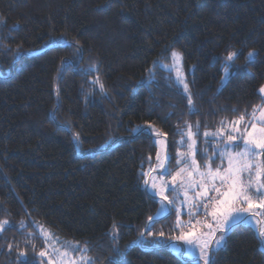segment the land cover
Instances as JSON below:
<instances>
[{
  "label": "trees",
  "instance_id": "trees-1",
  "mask_svg": "<svg viewBox=\"0 0 264 264\" xmlns=\"http://www.w3.org/2000/svg\"><path fill=\"white\" fill-rule=\"evenodd\" d=\"M173 51L182 54L196 111L161 66ZM230 51L239 57L229 76ZM97 77L103 93L91 83ZM262 86L264 0H0V220L14 225L0 239V264H22L20 251L37 264L44 240L26 245L37 225L87 245L94 264H202L170 251L174 214L158 219L155 236L145 230L159 200L142 171L154 165L157 146L132 129L167 133L175 156L185 122L215 131L264 105ZM196 139L200 157L206 145ZM141 232L161 243L141 242ZM212 259L264 264V245L243 226Z\"/></svg>",
  "mask_w": 264,
  "mask_h": 264
},
{
  "label": "snow or ice",
  "instance_id": "snow-or-ice-1",
  "mask_svg": "<svg viewBox=\"0 0 264 264\" xmlns=\"http://www.w3.org/2000/svg\"><path fill=\"white\" fill-rule=\"evenodd\" d=\"M15 54H20L19 47ZM256 55L254 50L250 51L248 61H254ZM238 57L237 51H230L226 56L224 71L227 75L230 76L229 68ZM166 59L171 62L161 61V66L168 69L170 75L175 73L174 83L181 85L187 94L189 111H196L188 83L181 70L182 54L173 51ZM156 63L157 61L153 62L154 65ZM91 71L98 72L99 69L92 66ZM149 71L151 75L155 72V67ZM91 83L93 87L99 85L101 93L105 91L99 77ZM259 93L264 94V86L259 89ZM261 99L264 100V95ZM195 129L194 131L192 124L185 122L184 129L178 132L181 139L174 146L182 145L187 151H178L175 156L167 152L166 140L158 139L166 137L167 133L155 130L152 125L137 126L132 131L138 135H148L154 144L162 146L161 151L156 153V165L150 167L147 173L142 171V175L148 177L157 169L162 170L158 173L159 181L153 176L151 181L145 179L144 183L146 190H152L153 196L160 197L158 202L161 206L157 210V217L167 218L172 214L177 217L173 230H178L179 235L168 237L167 241L184 257L195 255L203 264H216L212 257L226 245L229 233L235 229L255 225L261 241L264 242V105L254 107L251 113L245 111L238 119L222 120L215 131L201 133L199 122ZM198 136L202 137V143L206 145L199 150L203 165L196 158ZM74 139L79 141L80 134L75 133ZM207 145L212 146L211 154ZM161 152L164 153L163 156ZM148 159L151 161V157ZM172 159L176 160L178 167L174 173L170 167ZM164 176H170V181L164 180ZM166 192H171L174 198L170 199ZM185 207L190 218L187 223L180 219L181 209ZM256 209L260 211H255ZM197 213L202 214L204 219H199ZM148 220L152 222V226L146 224L145 230L149 236H155L152 227L159 220L152 216H149ZM13 226L7 219L0 220V239H3L4 233ZM28 226L30 225L23 221L19 225L25 230ZM117 235L118 226L113 224L114 242ZM158 236L165 237V233L160 231ZM36 238L44 240V248L37 255V264H94V259L87 255L90 251L87 245L60 240L40 225H37V233L27 234L26 245ZM140 238L143 243H161L159 239L150 242L144 240V232L140 233ZM174 241H183V244H175ZM31 247L35 252V244H31ZM7 248L11 251L13 244L8 243ZM19 257L22 258V264H28L26 251H20Z\"/></svg>",
  "mask_w": 264,
  "mask_h": 264
},
{
  "label": "rangeland",
  "instance_id": "rangeland-1",
  "mask_svg": "<svg viewBox=\"0 0 264 264\" xmlns=\"http://www.w3.org/2000/svg\"><path fill=\"white\" fill-rule=\"evenodd\" d=\"M176 52H177V51H176ZM170 62H171V61L169 60L167 63H170ZM181 64H182V62H181ZM164 69H166V68H164ZM166 70H168V69H166ZM181 70H182V72L184 73V76H185V78H186V75H185V72H184V69H183V65H182ZM168 71H169V70H168ZM172 74L175 76V73H174V72H172ZM224 80H226V76H225ZM178 85H179V84H178ZM179 86H180V88H181V90H182L181 85H179ZM182 92L184 93V95H187L183 90H182ZM260 95H264V94H260ZM241 127H243V125H242ZM155 130H157V129L155 128ZM157 131H158V130H157ZM158 139H165V138H164V137H160V138H158ZM156 146H157V152H158V151H161V147H162V146L159 145V144H156ZM211 149H212V147H211ZM178 151H179V152H186L187 149H186L184 146L179 145V148H178L177 152H178ZM197 151H198V141H197ZM177 152H176V153H177ZM163 154H164V153L161 152V155H162V156H163ZM209 154H211L210 150H209ZM196 158H197L198 161H200L201 165H203V160H202L200 157H198V156H197ZM155 165H156V159H155L154 165L151 166V167H154ZM166 166H168V163H166ZM170 167H171L173 173H174L175 171L178 170L176 160H175L174 165L172 164V165H170ZM148 171H149V169H148L145 173H147ZM160 171H162V170L157 169L156 172L151 173V175L148 176V177H146V179H148L149 181H151L152 177L155 176L156 179H157V181H159L160 177H159L158 173H159ZM163 179L166 180V181H170L171 177H170V176H164ZM148 192H149L150 194H152V190H148ZM165 194L168 195L170 199L174 198V197H173V194H172L171 192H166ZM156 197H158V200H160V197H159V196H156ZM165 203H167V202H165ZM160 206H161V205H160V203H159V208H160ZM159 208H158V209H159ZM255 211H260V209H256ZM186 213H187V209H186V207H185V208H182V209H181L180 219H181V221L184 222V223H187V222L189 221V219H190L189 216H188ZM197 217H198L199 219H201V220L204 219V216H203L202 214H200V213H197ZM154 218L162 219V218H158V217H157V213L154 215ZM176 219H177V217H176V215L174 214V222L176 221ZM209 219H210V217H209ZM193 222H194V220H193ZM250 226L253 227V229H254L255 231H257L255 225H250ZM45 231H49V230L45 229ZM185 231H187V229H185ZM257 234H258V233H257ZM177 235H179V231H178V230H173V231H172V236H168V237H175V236H177ZM60 240H61V239H60ZM174 243H175V244L182 245V244H183V241H174ZM263 245H264V242H263ZM169 248H170V251H171L172 253H174L175 255H177V256L183 257V258H185V259H187V260H198V261H200V262L203 264L202 260H200V259H199L197 256H195V255H193L192 257H184L183 255L179 254V253L175 250V248L173 247V244H172V243H169ZM42 249H43V248H42ZM42 249H41V250H42Z\"/></svg>",
  "mask_w": 264,
  "mask_h": 264
}]
</instances>
